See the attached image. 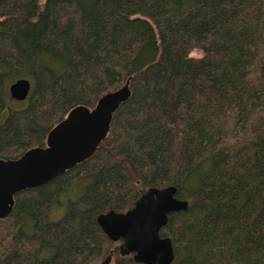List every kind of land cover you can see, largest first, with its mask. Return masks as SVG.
<instances>
[{"label":"trees","instance_id":"16d2710c","mask_svg":"<svg viewBox=\"0 0 264 264\" xmlns=\"http://www.w3.org/2000/svg\"><path fill=\"white\" fill-rule=\"evenodd\" d=\"M126 82L96 152L15 194L0 264H136L96 219L166 187L171 264H264V0H0L1 160Z\"/></svg>","mask_w":264,"mask_h":264},{"label":"water","instance_id":"95a60500","mask_svg":"<svg viewBox=\"0 0 264 264\" xmlns=\"http://www.w3.org/2000/svg\"><path fill=\"white\" fill-rule=\"evenodd\" d=\"M30 90L26 80H18L9 87L15 100H24ZM126 82L121 88L106 93L88 109L77 106L54 126L43 148L26 151L16 160L0 159V220L9 217L15 194L44 186L76 165L88 160L107 137L112 116L130 98ZM176 189L149 188L125 213L109 211L100 214L96 223L105 236L119 243L121 257L132 256L136 264H171L174 259L172 242L161 238L168 216L185 211V200L175 198ZM110 253L99 264H111Z\"/></svg>","mask_w":264,"mask_h":264},{"label":"rangeland","instance_id":"374dc122","mask_svg":"<svg viewBox=\"0 0 264 264\" xmlns=\"http://www.w3.org/2000/svg\"><path fill=\"white\" fill-rule=\"evenodd\" d=\"M191 56L192 57H200V54L197 53V52H192L191 53ZM28 98L26 97L24 100H21L19 102H16V103H23V102H26ZM40 148H43V147H40ZM65 213V202L64 200L61 201V207L59 208H54L52 211H51V214H50V220L51 221H58L59 219L62 218V216L64 215ZM121 213V212H120ZM3 225H0V232H1V229H2ZM117 246H119V243H117ZM111 264H112V261H111Z\"/></svg>","mask_w":264,"mask_h":264}]
</instances>
